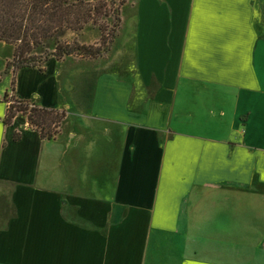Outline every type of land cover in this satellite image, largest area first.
I'll return each mask as SVG.
<instances>
[{
    "label": "crops",
    "instance_id": "0c3cea01",
    "mask_svg": "<svg viewBox=\"0 0 264 264\" xmlns=\"http://www.w3.org/2000/svg\"><path fill=\"white\" fill-rule=\"evenodd\" d=\"M120 15L111 58L6 67L0 264H220L204 242L228 264L237 231L264 232V0H128ZM6 94L64 111L59 135L5 125ZM243 253L264 264V241Z\"/></svg>",
    "mask_w": 264,
    "mask_h": 264
},
{
    "label": "trees",
    "instance_id": "16d2710c",
    "mask_svg": "<svg viewBox=\"0 0 264 264\" xmlns=\"http://www.w3.org/2000/svg\"><path fill=\"white\" fill-rule=\"evenodd\" d=\"M114 4V0L109 4L103 0H0V41L14 48L7 71L12 67L13 73L29 66L42 67L51 57L57 60L67 56L105 57L122 27L121 8ZM108 18L114 19L110 30L104 27V20ZM90 24L98 26L99 42L85 44L78 39L69 41L66 38L69 32L80 33ZM35 50L47 54L37 57L32 55ZM5 100L8 102L3 118L5 125H10L18 114H22L28 117L29 124L42 138L52 140L59 135L66 117L64 111L39 107L10 94L5 95ZM15 138H19V133Z\"/></svg>",
    "mask_w": 264,
    "mask_h": 264
},
{
    "label": "rangeland",
    "instance_id": "374dc122",
    "mask_svg": "<svg viewBox=\"0 0 264 264\" xmlns=\"http://www.w3.org/2000/svg\"><path fill=\"white\" fill-rule=\"evenodd\" d=\"M106 3H110L112 0H103ZM128 0H114L115 2V7L121 8L123 7L124 4L127 3ZM104 24L107 29L110 30V28L113 26L114 23V19L113 18H108L107 20H104ZM67 39H69V41H73L74 39H78L81 43H85V44H95L97 43V41L99 42L100 39V30L98 29V26H94L93 24H90L89 26L86 27V29H84L82 32L80 33H68L66 36ZM116 40V39H115ZM115 42V41H114ZM111 45V49L113 47V44ZM47 47V46H46ZM52 48V47H51ZM111 51V50H110ZM110 51L107 53L106 56L111 58V54ZM38 52V51H37ZM36 50L35 52L32 53V55H37V57L39 56H45L47 53H37ZM14 54V48L11 45H6L5 43H3L2 41H0V96L3 94L4 90L6 88H8V86L12 84V77L5 73L6 71V62H5V58H9L11 55ZM29 56L31 53H28ZM107 58V57H106ZM110 58H108L107 61L101 62L103 66H107L110 64ZM13 59V58H12ZM11 70H13V67L11 68ZM182 230L184 229V233L186 235H188L189 239L187 242V248L188 251H194L195 248V244H194V234H195V229H190V228H181ZM183 232V231H182ZM262 237V238H261ZM264 241V232H260V231H242V232H238L237 231V235L235 236V251L234 254L235 256H237V254L239 255L237 257V259H234V262H228V264H247V263H243L246 262L243 260L242 258V254H244L243 252L247 253L248 257L253 256L254 257V252H256L258 244L260 242V240ZM210 241V239L208 240ZM201 245V246H200ZM199 253H196L198 257H201L202 262L204 261L206 262H215V263H220V264H226L225 261H222L224 256L221 255H215V254H210L211 251H216L217 247L216 246H212L210 243H206L204 242L203 245L199 244ZM212 247L214 248L212 250ZM214 256H217L216 258H213Z\"/></svg>",
    "mask_w": 264,
    "mask_h": 264
}]
</instances>
